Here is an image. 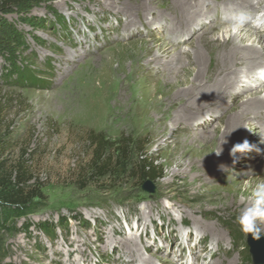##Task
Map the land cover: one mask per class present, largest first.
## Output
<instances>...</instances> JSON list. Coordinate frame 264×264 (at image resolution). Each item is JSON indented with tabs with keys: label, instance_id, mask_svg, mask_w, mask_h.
Instances as JSON below:
<instances>
[{
	"label": "rangeland",
	"instance_id": "rangeland-1",
	"mask_svg": "<svg viewBox=\"0 0 264 264\" xmlns=\"http://www.w3.org/2000/svg\"><path fill=\"white\" fill-rule=\"evenodd\" d=\"M129 2L37 0L19 13L0 12V163L22 162L27 185L40 194L19 206L0 199V264H258L250 234L236 223L249 197L242 194L247 179L238 182L246 170L205 178L197 152L177 166L167 147L170 120L156 126L158 114L144 105L167 99L160 92L167 86L155 82L167 81V67L133 68L143 42L167 45V0H153L149 15L159 20L157 29L143 11L125 9ZM260 16L246 24L255 26ZM191 40L173 39L170 49H189ZM153 53L160 55L156 45ZM98 135L107 144L119 137L136 143L110 178L88 177L90 138ZM260 136L252 138L259 147L236 157L257 162ZM139 148L162 166L155 181L131 178ZM172 172L186 184L177 176L167 186ZM204 194L212 200L204 202Z\"/></svg>",
	"mask_w": 264,
	"mask_h": 264
},
{
	"label": "bare ground",
	"instance_id": "bare-ground-1",
	"mask_svg": "<svg viewBox=\"0 0 264 264\" xmlns=\"http://www.w3.org/2000/svg\"><path fill=\"white\" fill-rule=\"evenodd\" d=\"M129 1L123 5L124 8L129 6L143 11L142 18L149 19L148 24H152L154 29H157L155 26L159 27V20L149 15L153 0ZM210 1L167 0V45L143 42L133 68L145 70L151 64L159 63L162 67L157 72L160 73L167 67V81L155 79L160 88L167 86L166 93L163 89L158 90L163 96L167 95V99L148 100L144 105L158 114L156 126L162 127L165 118L170 120L167 130H171L169 137L174 138L170 144L167 143V147L172 149L177 166L182 167L185 158L195 156L196 152L201 162L200 174L205 178H216L220 172L234 171L242 166L246 172L243 171L238 182L247 179L242 191L247 197L257 182L264 181V157H260L264 155V149L256 156L257 162H248L243 156L234 158L229 153L234 144L245 140L259 147L252 140L259 134L263 140L258 142L264 143V79L256 74L257 69H264V29L259 31L256 26L245 23L240 29L239 42L237 36L226 29L241 13L249 18L261 13L260 18L264 20V0H214L216 4L213 6L212 3L209 5ZM136 11L130 14L139 17ZM219 11L223 15L221 20L217 19ZM182 36L192 37L188 43L190 50L182 51L185 49L182 47L171 50L169 42L174 39L175 44L179 45ZM155 45L159 56L153 53ZM166 55V63H161V57ZM248 77L254 78V81ZM118 102L122 104L120 99ZM225 109L228 111L218 117L215 124L212 118L222 114ZM244 131L257 135L246 137ZM220 146L222 153L217 156L213 150H219ZM177 176L183 179L182 184H186L183 174L172 172L167 186L173 184V178ZM211 200L206 196L204 202ZM249 203L250 200L246 199L244 207ZM207 229L216 235L215 239L219 238L214 227ZM123 244L128 252L135 249L131 240L123 241Z\"/></svg>",
	"mask_w": 264,
	"mask_h": 264
},
{
	"label": "trees",
	"instance_id": "trees-1",
	"mask_svg": "<svg viewBox=\"0 0 264 264\" xmlns=\"http://www.w3.org/2000/svg\"><path fill=\"white\" fill-rule=\"evenodd\" d=\"M37 0H0V12H22ZM95 139V140H94ZM92 145L91 160L88 164L89 178H110L120 161H128L130 148L135 142L127 137H119L110 144L100 135L90 138ZM108 145V146H107ZM20 161L6 168L0 163V199L10 205H25L32 198L40 195L38 190L27 183L31 178ZM131 178L141 181H155L162 176V166L156 164V158L147 155L143 148L136 151L135 161L131 163Z\"/></svg>",
	"mask_w": 264,
	"mask_h": 264
},
{
	"label": "clouds",
	"instance_id": "clouds-1",
	"mask_svg": "<svg viewBox=\"0 0 264 264\" xmlns=\"http://www.w3.org/2000/svg\"><path fill=\"white\" fill-rule=\"evenodd\" d=\"M249 17L245 13H241L236 16L233 21L228 25L227 31L232 35L237 36V42H239L240 29L248 21ZM256 27L262 26L264 20L257 17L253 21ZM182 51H189L185 48ZM257 76L264 79V69H257ZM235 130V129H233ZM253 146L248 143L247 140L234 144L230 149V155L236 157L237 153H245L251 150ZM217 156L221 155L222 147L219 150H213ZM258 153L261 152L259 148L256 149ZM250 203L241 208L236 216V223L239 225L240 231L245 234H251L253 239H260L264 236V181L257 182L252 188L248 197Z\"/></svg>",
	"mask_w": 264,
	"mask_h": 264
},
{
	"label": "water",
	"instance_id": "water-1",
	"mask_svg": "<svg viewBox=\"0 0 264 264\" xmlns=\"http://www.w3.org/2000/svg\"><path fill=\"white\" fill-rule=\"evenodd\" d=\"M249 245L251 247V254L256 263H262L264 258V239H253L251 234L249 235Z\"/></svg>",
	"mask_w": 264,
	"mask_h": 264
}]
</instances>
